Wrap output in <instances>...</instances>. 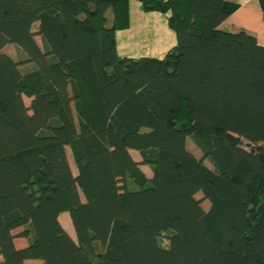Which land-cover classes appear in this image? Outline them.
<instances>
[{"label": "trees", "instance_id": "16d2710c", "mask_svg": "<svg viewBox=\"0 0 264 264\" xmlns=\"http://www.w3.org/2000/svg\"><path fill=\"white\" fill-rule=\"evenodd\" d=\"M136 1L161 59L118 56L129 0H0L2 264H264V47L225 0Z\"/></svg>", "mask_w": 264, "mask_h": 264}, {"label": "crops", "instance_id": "0c3cea01", "mask_svg": "<svg viewBox=\"0 0 264 264\" xmlns=\"http://www.w3.org/2000/svg\"><path fill=\"white\" fill-rule=\"evenodd\" d=\"M230 4L233 9L230 15L222 22L219 28L226 32L244 31L247 34L255 37L259 45L264 47V0H225ZM128 16L129 27L123 31H117L115 34L116 51L119 57L127 58H140V57H153L161 59L165 54L176 45L174 33L168 28L167 15L156 12L145 13L142 10L141 4L136 0H129L128 2ZM148 21L158 22L160 29H163L164 39L158 43L156 47H147L144 52L136 54L132 48L125 50L124 43L133 41L134 32L149 31L151 32ZM134 31V32H133ZM154 38L152 42H154ZM144 53V54H143ZM61 214L59 221L65 231L71 236L72 231L69 230V224L66 222L64 225L61 221ZM15 246L22 248L27 245V239L16 238ZM0 264L2 258L0 257ZM27 264H39V261H28Z\"/></svg>", "mask_w": 264, "mask_h": 264}, {"label": "rangeland", "instance_id": "374dc122", "mask_svg": "<svg viewBox=\"0 0 264 264\" xmlns=\"http://www.w3.org/2000/svg\"><path fill=\"white\" fill-rule=\"evenodd\" d=\"M148 23H149L148 26H150V28L152 29L151 32L150 33H149V31H142L141 32V30H139L138 32L133 31L134 32V34H133L134 39H133V41H129L127 43H124L123 46H124L125 50L132 48L133 50H136L135 51L136 54H140L141 52H144L145 48H147V47H156L158 45V43H160V41L164 39V35H163L164 31L162 28L160 29V24L158 22L152 23V21H148ZM33 31H36V26L33 27ZM153 38L155 39L154 42H152ZM35 40H36L37 44L39 46H41L39 38L35 37ZM3 51L5 54H7L9 57H11L14 61L22 62L24 60L23 51L20 50L17 46H15L13 44L6 45ZM30 68H33V65L27 66L25 64H22V66H21L22 71H27ZM24 103L26 105H28L29 100L24 98ZM186 148L196 158H198V159L201 158V156H202L201 152L198 150V148H196V146L193 144V142L190 139L186 140ZM130 153H131V156L135 160H137V161L139 160V156L136 152L132 151ZM68 159L70 161V164L72 165L73 172H75V168L72 164V158H71V155L69 152H68ZM204 164L208 168L212 169V165L207 160L204 161ZM141 169L144 171V173L147 176H150L151 170L147 166L142 165ZM196 199L200 200L201 207L203 208L204 211H206L209 208V203L202 198L201 194H197ZM60 219L64 225L66 224V222H68L69 230H70V232L72 231V235H73L74 232H73V228H72L68 214L62 213ZM159 243L163 247H166V245H167V241L164 237H161V239L159 240Z\"/></svg>", "mask_w": 264, "mask_h": 264}]
</instances>
